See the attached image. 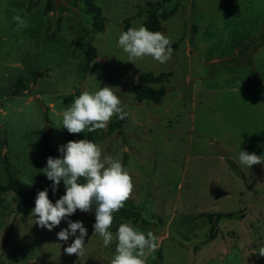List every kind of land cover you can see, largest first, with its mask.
I'll return each mask as SVG.
<instances>
[{"label":"rangeland","instance_id":"374dc122","mask_svg":"<svg viewBox=\"0 0 264 264\" xmlns=\"http://www.w3.org/2000/svg\"><path fill=\"white\" fill-rule=\"evenodd\" d=\"M94 3L104 17L102 32L86 0H0V183H7L9 161L22 182L41 186L45 157L34 148L37 131L50 130L62 158L69 132L60 112L82 92L108 86L128 115L121 126L113 116L95 139L102 155L119 160L132 177L124 206L150 223L135 228L158 238L145 264H264L258 254L264 164L239 161L240 150L264 155V0ZM153 10L173 54L164 64L150 56L129 60L118 38L145 27ZM15 15L28 26L17 30ZM146 73L168 74L154 85L165 90L159 104L137 101L130 90ZM87 132L73 135L79 141ZM60 185L65 189L63 180ZM18 205L12 192L0 197V264H111L117 242L105 247L94 234L95 207L48 231ZM217 213L244 217L221 219L208 242L207 215ZM69 219L87 229L81 256L64 252L75 237L57 238ZM118 223L111 225L114 235Z\"/></svg>","mask_w":264,"mask_h":264},{"label":"clouds","instance_id":"9594fccd","mask_svg":"<svg viewBox=\"0 0 264 264\" xmlns=\"http://www.w3.org/2000/svg\"><path fill=\"white\" fill-rule=\"evenodd\" d=\"M17 30L26 28L27 22L20 16H13ZM22 43V41H21ZM118 47L128 54L129 60L152 57L160 64L170 60L173 54L171 41L160 32H152L144 26L129 28L118 38ZM62 125L70 134L103 130L113 116L123 120L128 113L113 88L105 86L94 93L82 92L71 106L60 112ZM62 158H47L43 174L52 182L53 194L61 180L65 194L55 204L48 197V189L39 191L35 199L32 215L35 224L52 231L61 221L72 216L77 210L90 212L95 207L94 234H99L105 247L115 240V255L111 264H145L148 254L157 248L158 238L152 231L146 234L135 228L131 222L121 223L115 235L109 230L113 223V213L124 206L133 191L132 177L119 160L102 155L101 147L88 139L69 141L60 146ZM239 161L251 168L264 164V155L240 150ZM84 178L85 183L78 181ZM77 233H79L77 235ZM87 229L82 221L67 220V228L62 229L57 238L67 242L75 237L70 246L64 249L67 255L84 254V241ZM264 257V247L258 250Z\"/></svg>","mask_w":264,"mask_h":264},{"label":"trees","instance_id":"16d2710c","mask_svg":"<svg viewBox=\"0 0 264 264\" xmlns=\"http://www.w3.org/2000/svg\"><path fill=\"white\" fill-rule=\"evenodd\" d=\"M88 4V11L89 13L95 14L94 20V27L97 31L102 32L104 29V17L102 15V10L100 7L96 6L94 0H86ZM161 6L158 4V7ZM168 16L164 15L163 18L167 19ZM145 27L152 31L158 32L162 29L161 19L160 16L157 14V10H153L148 20L145 22ZM264 40V34L262 36ZM173 47V46H171ZM88 59L91 61L93 59V55L88 52ZM168 77V74H159L155 75L153 73H146L143 74L140 78V82L131 86L130 90L134 93L135 99L137 101H151L154 103H161L164 95L165 90L163 88L157 89L154 87L155 84L161 83L165 81ZM19 89H16L15 92L18 93ZM73 97H68L66 99L67 102H71ZM124 119L115 123L116 126H121ZM97 131L95 132H87L86 139L93 141L96 143V136ZM39 140L35 144L34 148L42 153L45 157L44 167L47 166V158L49 156L54 158H60L59 153L56 149H54L51 145L50 141V130L42 129L37 131ZM68 141H78L77 138L73 134H68ZM234 169L235 165L233 166ZM5 170L7 173V183L1 184L0 183V197L7 192L14 193L19 198V213L25 216H29L32 213V210L35 207V199L39 191H43L44 189H48V197L52 203H55L61 196L65 194V189L61 188V185L58 186L57 191L55 194L52 192V182L47 179L44 175L43 177V184L41 186H32L22 182L16 175L15 171L13 170L9 161H6ZM79 183H85L86 181L84 178H81ZM239 216V218H243V214L236 215L234 213H217V214H209L207 215L208 221L212 224L213 228L211 231V236L208 240L210 242L213 240L217 234V222H219L223 218H234ZM118 221V227L121 223L131 222L135 227L137 224H145L149 225L150 223L142 217L141 212L133 206H123L117 212L113 213V223ZM113 232V228L109 229ZM160 258H162L160 256Z\"/></svg>","mask_w":264,"mask_h":264}]
</instances>
